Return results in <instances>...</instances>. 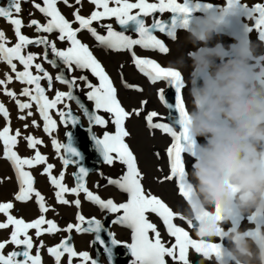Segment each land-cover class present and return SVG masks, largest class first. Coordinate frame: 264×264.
Segmentation results:
<instances>
[{"label":"snow or ice","instance_id":"obj_1","mask_svg":"<svg viewBox=\"0 0 264 264\" xmlns=\"http://www.w3.org/2000/svg\"><path fill=\"white\" fill-rule=\"evenodd\" d=\"M22 2H30L31 8L42 14L41 19L34 18V12L30 9L28 12V21L25 23L21 17ZM95 5L94 11L87 17L80 14V7L74 8L73 19H67L57 7L58 0H10L7 6H0V18H3L12 26L13 36L9 38L3 29H0V64L6 66L5 70L0 71V89L3 95L9 97L15 104L20 121H27L33 117L32 108L36 106V111L42 118L43 130L50 136L57 128V121L52 118L50 110L55 109L61 122L65 126H77L80 123V117L73 113L71 102H75L90 125L107 128L111 123L115 127V132L105 131L102 137L95 134L92 140L95 143L96 150L103 158V162L113 165L116 162L125 166L123 173L118 178H107V184L116 186L121 191L127 193L126 202L117 203L111 198H102L99 194H94L86 186V177L89 175L81 161L82 153L72 144V133L68 132V142L61 143L53 137L51 143L59 154L62 152L67 155H60L62 160V170L58 176L52 174L55 165L48 163V157L43 155L38 145L44 143L43 140L28 134L22 135L21 129L15 130L11 127V117L6 105L0 101V119L5 124L0 127V146H2L3 158L11 161L19 184V191L15 195V200L27 202L36 198L38 210L41 215L32 222H25L22 218H17L11 214L14 207L12 202L0 203V214L5 216L4 221H0V230L11 228L9 236L0 240V264H42V258L37 252L33 255L31 250L34 247L33 237L29 235V230L34 229L35 236L39 237L44 233L55 234L62 231L53 221L45 218L50 208L45 203V197L34 188V178L32 173L26 169L34 168L38 165H46L42 174L49 177L51 185L57 191L55 198L58 203L69 204L65 198L66 193L79 197L83 193L88 201L99 206L101 210L112 214H120L112 221L114 224L126 225L132 230V243L125 244L134 258L132 264H168L165 257L170 258L172 264H193L189 252L193 255L198 254L204 258H211L218 253L219 244L207 243L202 239H195L197 234V223L189 220L182 211L174 210L157 196L146 191L142 183L144 176L137 165V158L125 142L129 132L125 128V121L130 114L140 115L143 107L134 109L132 113L127 111L117 98V89L113 85L112 79L105 71L101 62L97 59L89 46L78 39V33L87 30L99 45L116 51H129L135 67L142 73L152 85L163 83L164 87L157 89V98L168 109H174L178 117L174 123L179 125L181 130L178 132L172 123L168 122L166 117L171 113H160L157 110L146 111V125L153 129L168 134L174 142L166 149V154L170 160V173L165 177L167 180L177 179L179 182V192L183 198L187 197L186 192V171L183 155L191 152V140L187 136L186 129L181 124L182 117L187 109L182 97L184 80L182 74L175 71L172 67L162 66L161 63L146 55L138 54L135 49L139 47L144 50H152L158 53L167 54L170 49L164 39L158 38L154 32L163 33L173 41L176 39V30L187 25L193 12L211 7V3H201L200 0H137L132 3L129 0H89ZM110 2L114 7H110ZM67 7H73L70 0H63ZM75 5L82 7V0H74ZM235 4L240 15L255 21V29L259 37L264 39V0L255 3L254 6H248L241 3V0H230ZM102 9V10H101ZM133 9L138 12L132 14ZM170 12L172 16L169 19H162L157 13ZM115 18L122 28H128L134 25V31L138 38L125 34L123 31H116L112 24H103L100 27L106 30V34H101L93 27V22L104 19ZM152 17L150 23H146L145 18ZM78 25L73 27V25ZM34 29L36 35L29 36L25 34L23 28ZM249 28V31H252ZM57 33L55 39H49L48 35ZM15 43H12V41ZM57 41L67 42L66 48H59ZM11 44V46H9ZM29 46L42 47V53L26 51ZM50 55L54 57L50 59ZM43 59L51 67L58 69L59 74L53 76L43 66L37 63L38 59ZM17 63L23 67L18 70ZM35 69L36 74L33 73ZM79 70L81 73L88 71L98 80V84L93 83L88 75H66ZM19 82L22 87L17 93L10 89L9 84ZM66 85L69 91H59L54 93V98L50 99L46 94L53 89V81ZM41 81H46V86ZM83 83L84 95L87 101H91L94 110H90L82 100L75 95V91L80 89ZM126 87H135L137 91H143L138 86L128 85ZM171 93L174 102L170 103L166 96ZM24 97L26 99H21ZM146 105L147 101H142ZM58 105H64L58 108ZM27 110V111H26ZM108 114L107 118L100 113ZM29 123L22 124L24 129L29 128ZM32 127H39L36 119L31 120ZM91 131V128H89ZM23 139L26 148L34 150V155L22 157L18 152L20 139ZM158 155V153H157ZM70 165H77L78 171L72 173L75 177V186L68 187L65 183L66 170ZM103 175V173H101ZM100 188V184L95 185ZM72 203L77 208L80 207V199H75ZM155 214L160 220L168 241L162 238L157 225L149 220L148 214ZM202 224V218H197ZM76 224H69L63 231L94 234L93 244L100 246L106 253V258L111 260L113 257V247L122 242L115 238L111 231L107 232L109 240L102 236L104 224L101 220L92 217L86 218L79 214L76 217ZM179 220L184 226H178L175 222ZM47 225V228L42 227ZM186 228L188 230H186ZM195 230V231H193ZM190 231L193 233L190 235ZM152 236H149V233ZM198 237H201L198 235ZM71 237L66 236L51 247L47 248L48 254L53 258L54 264H61L62 258L67 257L64 264H73V258H80L81 264H101L95 258H92L88 252H77L71 244ZM110 241V242H109ZM8 244L15 246L14 250L8 254L4 249ZM40 248L44 247L43 241H40ZM199 264V261L196 262Z\"/></svg>","mask_w":264,"mask_h":264},{"label":"clouds","instance_id":"obj_2","mask_svg":"<svg viewBox=\"0 0 264 264\" xmlns=\"http://www.w3.org/2000/svg\"><path fill=\"white\" fill-rule=\"evenodd\" d=\"M211 5L180 28L191 47L170 61L189 98L185 214L218 241L215 264H264V39L230 0Z\"/></svg>","mask_w":264,"mask_h":264},{"label":"bare ground","instance_id":"obj_3","mask_svg":"<svg viewBox=\"0 0 264 264\" xmlns=\"http://www.w3.org/2000/svg\"><path fill=\"white\" fill-rule=\"evenodd\" d=\"M152 1L156 2V0H152ZM9 2H10V0H0V6H7V4ZM37 2H39V1L37 0ZM58 2H60L59 4L61 5L62 9L64 10V12L66 14V17L70 21L73 19L72 13L74 11V8H76V7H80V14L85 16V17L89 16L92 11L96 10L95 9V5L91 4L89 2V0H82V7L80 5H75L74 0H70V3L73 4V7H71V8L65 6L64 3H63V0H59ZM129 2L135 3V2H137V0H129ZM200 2L201 3H212V4L215 5V4H224L226 2V0H200ZM258 2H261V0H241V3L247 4L250 7L254 6V4L258 3ZM109 6L110 7H114L116 5H114L113 3L110 2ZM30 9L34 12V18L43 19L41 13H39L37 10L31 8V3L30 2H22V12H21L20 15L24 19L25 23H27V21L29 19L28 12H29ZM136 12H138V9H133L132 10V14H135ZM156 15L159 16L162 19H169L170 20V18L172 16V13L164 12L162 14L161 13H157ZM2 19L3 18H0V29H3L6 32V35L9 38H11L13 36L12 27H11V25L6 23ZM151 19H152V17H146L145 18L146 23H150ZM244 22H246L249 25V27L253 29L251 31V36H252L253 40H256L258 38V36H259V33L254 27L255 21L251 20V19H249L247 17H244ZM103 24H112L113 28L116 31H123V32H125V34L132 35L134 38H138L137 34L134 31V27H135L134 25L129 26L128 28H122L118 24V22L116 21V19L114 17L110 18V19H104V20H101V21H98V22H93L92 26L95 27L97 29V31L100 32L101 34H106V30L104 28L100 27V25H103ZM22 31L25 34L29 35L30 37L36 35V33L34 32V29H30V28L25 27V28H23ZM154 34L157 35L158 38H161V39L165 40V43L167 44V46L170 49L169 53L162 54V53H158V52L152 51V50H144L142 52V50L139 47H137L135 49V51L138 54L146 55L149 58H153V59L157 60V62L161 63L162 66L168 67V66H170V61L173 60L179 54L178 50H177L178 46L184 45V39H185L186 33L184 31L180 30V28H178L176 30V38L178 37V40L175 39L174 41L171 38L166 37L163 33L154 32ZM42 35H48L49 39H55L56 36H57V33L54 32L52 34H42ZM78 39H80L82 41V43L87 44L89 46V48L92 49V51L95 53V55H97L99 61L106 68L109 77L113 81V85L117 89V98L119 99V101L122 104V106L127 111H129L130 113H132V111L134 109L143 107V111L140 112V115L130 114V116L126 119L125 128L129 132V136L125 138V142L128 143L133 148L134 152H136V154H137V158H138V161H139V166L138 167H139V169L141 170V172H142V174L144 176V179H143L142 183L144 185L145 190L146 191H150L151 194H153L155 196H157L159 191H160L162 197H164V198H168V197L172 198L173 197V198L177 199L176 196H180L179 187L177 186V181L175 179L166 180L165 179V177L167 175V169L165 167L166 164L164 162L163 163L161 162V165H160V163L158 162V159H161V155H165L164 154V150L170 146L168 144H167V146H165V144H166L165 142L170 143V137L167 134L162 135L160 133H157L156 130H153V129L149 128L146 125L145 114H144L146 111H151V110H157L158 112H160L162 114L171 113V115L167 116L166 119H167L168 122H170L173 125H175L174 121L178 117V113H176L174 109H168L166 107L161 106L160 103L157 100V89L160 88V87H164V84L163 83H158L156 85H152L150 82H148L146 80V78L142 77L139 74L138 69L133 65V63L129 59V55H128L129 51H116V50L108 49L107 47L101 46V45L98 44V42L95 41V39L91 36V34L87 30H85L82 33H80V35L78 36ZM225 40L227 41L228 37H225ZM12 43H15V41L13 40ZM9 46H11V44ZM57 46L59 48L63 49V48H66L68 46V43L67 42L57 41ZM184 46L186 48H190L191 47L190 44L184 45ZM26 51H31V52H34V53H42L43 48L42 47H36V46H29L26 49ZM49 58L53 59L54 57H52L50 55ZM36 62L37 63H42L44 68L50 74H52V75H58L59 74L58 69L51 67L42 58L38 59ZM17 67H18V70H23V67L21 65H19L18 63H17ZM5 68H6V66L4 64H0V71L5 70ZM87 73H88L87 71H84L83 73H81L79 70H77L75 73H72V74L65 73V74L66 75H81V74L88 75L89 79L92 80L93 83L98 84V80L95 77H93L91 74H89V73L87 74ZM183 80H184V88L182 89V95L184 96L185 103H186L187 107H189V98H188V94H187L186 76L185 75L183 77ZM124 82H127L128 85L138 86V87L142 88L143 91L142 92L141 91H137L135 87H126ZM41 83H42V85L46 86V81H41ZM8 87L10 89L16 90L17 93H19L22 85L19 82H15V80H14V82L9 84ZM57 90H59V91H69L70 89L66 85H63L61 83H56V84H53V89L51 91H47L46 94L49 96L50 99H53L54 98V93ZM85 91L86 90L83 89V83L81 82L80 89H77L74 94L77 95L82 100V102H84L85 105L87 107H89L90 110H94L93 103L91 101H87L86 96L84 95ZM168 96H169L168 97L169 100H171V99L173 100V96H172L171 93H169ZM21 99L23 100V99H26V98L21 97ZM0 101H2L7 106V108L16 107L14 102L9 97H7L6 95H3L2 89H0ZM142 101H147V104L142 106L141 103H140ZM74 106H76V108H78V106L75 104V102H71L72 110H73ZM57 107L58 108H63L64 105H58ZM74 111L75 110H73V113L75 115H77L75 113L77 110L75 112ZM79 111L82 113V110L79 109ZM32 112L34 114L33 117H29V119L27 121H20L19 120L18 124L20 123V126H18V128L21 129L22 135L31 134V135L35 136L36 138L41 139V140L44 141V143L42 145H38L37 147L39 148L40 152L43 155L48 157V163H51V164L55 165V169L52 171V174H56L59 171V165H58V162H57L58 161V156H60L63 153V150H62V152L58 154L56 152L55 148L52 146L51 141H52L53 137H55L61 143H67L68 142L67 133L71 132L72 133V141H71L72 144L75 147L78 148V146H79L78 143L79 144L81 143L79 148L80 147L81 148H85V144H86V140L85 139H88L89 137L92 138L93 134H95V135H97L99 137H102L103 133L105 131H108V132L114 134L113 126H112L111 123L108 124L107 128H102L100 126H96L97 128H99V130H100V132H102V134H100V133L98 134L97 132L93 131L92 129L95 126L94 125H90L88 121H85V120L83 121L82 119H80V123L77 126H71V125L65 126L61 122L59 116L57 115L56 110L53 109V110H50V114L52 115V118L57 121V128L53 131L52 135L50 136L48 133H46L43 130L44 122H43L42 118L39 116V114L37 113L35 105H33ZM100 114L104 115L106 118L108 116V114L103 113V112H101ZM79 116L81 118V115H79ZM33 118L37 120L38 124L40 125L39 127H32L31 126V120ZM25 122L29 123V125H30L28 129H24L22 127V124L25 123ZM70 127H71V129H70ZM89 128H91V131H89ZM64 133H65V135H64ZM20 140H21V146H22V153H24L27 157L34 155V150H32V149L29 150L28 148H26L25 141L22 138ZM88 141H89V139H88ZM201 141H202V138H201ZM91 144H93V143H91ZM86 147H87V145H86ZM0 150L2 151V149H0ZM95 150L96 149H94V151ZM91 151H93V150H91ZM95 153L96 152H94V154ZM157 153H158V155H157ZM63 154H66V153H63ZM84 156H86V155H84ZM97 159H98V161L100 160L99 157H97ZM85 160H87V159H85ZM94 162H95V160H94ZM99 163L101 164V162H99ZM96 164H97V162H96ZM192 164H193V161L189 163V167H188L189 170H191ZM82 165H83V163H82ZM115 165L119 169V171L121 173H123L124 165L120 164L119 162H116ZM44 166L46 167V165H44ZM87 167H89V166H87ZM38 168H39V166H38ZM91 168H93V167H91ZM76 170L78 171V169H76ZM88 170H90V168H88ZM93 170L95 171L94 168H93ZM94 171L89 173V175L86 177V178H88L90 180V184H96L98 179H99V178L97 179L96 175L94 174ZM30 172L32 173V176L34 177V180H35L34 188L36 190L40 191V189L44 190L46 188L51 187L49 184H45L44 185V184H41V183L38 186H36L35 183H36V179L38 178V176L36 175V170L33 168L32 170H30ZM74 172H75V168H74V171H73V166H72L71 170L65 174L64 183L70 188L73 187L72 178L74 179V176L72 175V173H74ZM105 173H106V171H105ZM47 177H45V178H47ZM107 177H108V175H107ZM0 178H2V180H3L4 175H1ZM6 178H8V177H6ZM47 182H49V179H48ZM101 186H102V184H101ZM14 192H16V191L14 190ZM11 194H13V193H11ZM7 196L9 198V189H4V188L0 187V203ZM53 197H52V194H51L49 199H47L46 205L49 206L50 210L47 213H45L44 215H45V218L48 219V220H57V221L61 222L62 219H64V216L65 215H70V213H69V211H64V210H68L67 208H61V206H63L64 204L56 202L55 194L53 195ZM66 197H67V193L65 194V198ZM159 197H161V196H159ZM165 200H167V199H165ZM179 200L180 199H178V201ZM168 201H169V199H168ZM165 202H167V201H165ZM180 203H183V202H180ZM83 205H84V203L82 202L81 208L83 207ZM174 208L175 207H173V209ZM74 209L76 210L77 208L74 207ZM78 209H80V208H78ZM60 210H62V211H60ZM22 212L25 213V214H26V212H28V214L31 215V216H35V214H36L35 211H34L33 204L31 202L25 204L24 206H22ZM182 212H185V211L182 210ZM20 214H21V212H20ZM38 214L41 215V213H38ZM148 217H149V215H148ZM25 218L29 219L28 217H25ZM149 219L151 220V218H149ZM1 220L2 221L5 220V216L3 214L0 215V221ZM158 221H160V220H158ZM108 223H110V222H108ZM159 223H161V222H159ZM180 224L181 223H179V225ZM182 225H184V224H182ZM3 232H4V230H3ZM6 232L7 231H5V233ZM115 233L118 234V232H115ZM161 233H163V232H161ZM0 234H1V230H0ZM7 236H8V234H7ZM7 236H3V237H7ZM46 237H48V236H46ZM49 237H51V236H49ZM1 239H2V237H1ZM43 239L44 238H39L38 239V241H37V246L38 247H39L40 241H43ZM71 241H72V243L74 242V244H75V241H76L75 246L78 247V248L84 247L85 248L84 251L88 252L91 257H95L96 256L93 253V251L91 250V248H90L89 241H88L87 237L76 238L75 239L74 236H71ZM124 242L126 243V241H124ZM210 243H211V241H210ZM44 244H45V242H44ZM92 244H93V242H92ZM121 244H123V243H121ZM45 245L47 246V244H45ZM93 247H94V245H93ZM113 248H116V247L113 246ZM93 249H95V247ZM96 250H97V246H96ZM98 250H100V249H98ZM36 252H38V251H36ZM96 253H98V252H96ZM99 255H101V253H99ZM122 256H120V257H122ZM127 256H129V254ZM98 257H100V256H98ZM103 257H106V256H103ZM191 258H192L193 264H196L197 261H199V264H207L206 262H207L208 258L205 259V258H203L201 256H197V255H193ZM211 259H213V258H211ZM99 260H100V258H99ZM122 260H124V259L122 258ZM131 261H132V259H131ZM212 261H214V260H212ZM113 262H114V260H112L111 264H113ZM53 263H54L53 259H50V264H53ZM106 263H108V262H106ZM114 264H116V263H114ZM168 264H169V261H168Z\"/></svg>","mask_w":264,"mask_h":264},{"label":"rangeland","instance_id":"obj_4","mask_svg":"<svg viewBox=\"0 0 264 264\" xmlns=\"http://www.w3.org/2000/svg\"><path fill=\"white\" fill-rule=\"evenodd\" d=\"M39 2L41 1V0H38ZM59 1V0H58ZM149 2H153L152 0H150ZM178 2H180V3H183V0H178ZM60 2H58V4H57V7L59 8V10L61 11V13L66 17V14H65V12H64V10L62 9V7H61V5L59 4ZM67 18V17H66ZM68 19V18H67ZM3 21H5L4 19H2ZM42 21H43V19H41ZM6 22V21H5ZM7 23V22H6ZM78 25H76V24H74L73 25V27H77ZM12 27V26H11ZM23 30V29H22ZM83 32V31H82ZM82 32H79L78 33V36L80 35V33H82ZM90 49V48H89ZM91 51H92V49H90ZM93 52V51H92ZM93 55H95V53L93 52ZM128 55H129V59L131 60V62L133 63V60H132V57H131V54H130V52H128ZM96 57H97V55H95ZM97 59H98V57H97ZM99 60V59H98ZM102 64V63H101ZM133 65H134V63H133ZM102 66L104 67V65L102 64ZM135 66V65H134ZM104 69H105V71L107 72V70H106V68L104 67ZM33 71V73L34 74H36V72H34L35 71V69H33L32 70ZM88 72V71H87ZM138 72H139V70H138ZM89 74H91L90 72H88ZM87 73V74H88ZM139 74L142 76V77H144V78H146L142 73H140L139 72ZM53 76H55V75H53ZM183 77H184V75H182ZM146 80L148 81V82H150L147 78H146ZM56 83H59L58 81H53V84H56ZM169 96L167 95L166 96V98L169 100V98H168ZM182 97H183V100H184V103H185V99H184V96L182 95ZM157 100H158V98H157ZM158 102L160 103V105L162 106V103L158 100ZM169 102L170 103H172V102H174L172 99L171 100H169ZM141 103V102H140ZM122 105V104H121ZM142 105V104H141ZM143 106V105H142ZM185 106H186V109H188V107H187V105H186V103H185ZM7 107V106H6ZM163 107H165V106H163ZM8 110H9V113H10V117H11V127H12V129L13 130H15V129H17L18 128V126H20V123L18 124V122H19V119H17V115H18V111H17V108L16 107H13V108H8ZM73 110H77L75 113L79 116V115H81V118L80 119H82L83 121L85 120V121H88L86 118L87 117H85L80 111H79V109L78 108H76V106H74L73 107ZM79 112V113H78ZM80 117V116H79ZM85 119H84V118ZM5 124V121L3 120V119H0V127H2L3 125ZM113 126V130H114V132H115V127H114V125H112ZM174 126V128L179 132L180 130H181V128H180V126L179 125H177V124H175V125H173ZM96 127V126H95ZM95 127H93V131H95V132H97L98 134L100 133V134H102V132H100V130H99V128H95ZM177 127V128H176ZM70 129H71V127H70ZM157 131V133H160V134H162V135H164V133H162L161 131H159V130H156ZM64 135H65V133H64ZM168 135V134H167ZM169 136V135H168ZM170 137V136H169ZM88 139H89V141H88ZM88 139H85L86 140V144H85V148H79V146H80V144L78 143V149H79V151L82 153V155H83V160H82V162L81 163H83V165H84V167L85 168H90V170H88V172L89 173H91V172H93L94 170H93V168L95 169V171H94V174L96 175V177H97V179H98V181H97V183L98 184H102V186L100 187V188H95V185L97 184H90V180L88 179V178H86V186L89 188V190H91V191H93V193L94 194H99L102 198H105V199H107V198H111V199H113L115 202H117V203H120V202H126L127 201V199H128V195H127V193H125V192H123V191H121L120 189H118L116 186H113V185H109V184H107V178H109V177H111V178H118L122 173L119 171V169L116 167V165H115V163L113 164V165H108V164H105L102 160H103V158H102V156L100 155V153L97 151V150H95L94 151V149H96L95 148V143L93 142V140H92V138L91 137H89ZM174 142V140H173V138L172 137H170V143H167V142H165L164 144H165V146H167V144L168 145H170L171 146V144ZM91 143H93V144H91ZM128 144V143H127ZM86 145H87V147H86ZM129 145V144H128ZM129 147H130V149L132 150V152L134 153V155L136 156V158H137V154H136V152H134V150H133V148L129 145ZM0 149H2V146L0 147ZM89 149V150H88ZM167 149V148H166ZM166 149L164 150V154L165 155H161V159H158V162L160 163V165H161V162L163 163H165L166 164V169H167V175H169V173H170V160H169V157L167 156V154H166ZM18 152H19V154L22 156V157H27L24 153H22V146H21V140H20V143H19V145H18ZM30 150V149H29ZM83 150V151H82ZM91 150H93L94 152H96L95 154H94V152L93 151H91ZM87 152V153H86ZM0 153H2V151L0 150ZM63 154V153H62ZM63 155H67V154H63ZM84 155H86V156H84ZM90 155V156H89ZM183 155V158H184V162H185V171L187 172V171H190L189 170V163L190 162H194V160H193V156L191 155V153L190 152H186V153H184V154H182ZM58 156V155H57ZM96 156V157H95ZM88 157V158H87ZM97 157H99L100 158V160L98 161V159H97ZM91 158V159H90ZM94 158V159H93ZM85 159H87V160H85ZM93 159V160H92ZM92 160V161H91ZM94 160H95V162H94ZM97 160V161H96ZM61 161V162H60ZM190 161V162H189ZM10 162V163H9ZM58 165H59V171L57 172L58 174H59V172L62 170V160L60 159V156H58ZM91 162V163H90ZM96 162H97V164H96ZM99 162H101V164L99 163ZM86 163V164H85ZM100 164V165H99ZM95 165V166H94ZM98 165V166H97ZM137 165L139 166V161H138V158H137ZM4 166V167H3ZM38 166H39V168H38ZM37 167H34V169L36 170V175L38 176V178L36 179V183H35V185L36 186H38L40 183L41 184H49L51 187H49V188H46V189H44V190H41L40 189V193L45 197V203L47 202V199H49V197H50V195L52 194V197H53V195L55 194V192L57 191V189L53 186V185H51V183H50V180H49V182H47L48 181V179H49V177H47V175L46 174H42L43 173V170H44V168H45V166L44 165H38ZM72 166H73V171H74V168H75V172H77V170L76 169H78V166L76 165H71V166H69L68 168H67V170H66V173L67 172H69L70 170H71V168H72ZM87 166H89V167H87ZM93 167V168H91V167ZM11 167V168H10ZM104 167V168H103ZM10 168V169H9ZM12 169V170H11ZM33 168H31V169H26V170H28V171H30V170H32ZM55 169V167L53 168V170ZM124 169H125V166H124ZM41 170V171H40ZM52 170V171H53ZM92 170V171H91ZM105 171H106V173H105ZM14 173V174H13ZM40 173V174H39ZM53 174V175H57L58 176V174ZM100 173V174H99ZM101 173H103V177L101 176ZM120 174V175H119ZM1 175H4V178H3V180H2V178H0V187H2V188H4V189H9V198H8V196L7 197H5L4 198V200L1 202V203H3V202H12L13 204H14V207L11 209V214L13 215V216H15V217H17V218H22L25 222H32L33 220H35L36 218H38L40 215L38 214V213H40L39 212V210H38V205H37V203L35 202V197L33 196V198L31 199V200H29V201H27V202H20V201H16L15 200V195L18 193V191H19V185H18V180H16L17 179V177H16V174H15V170H14V168H13V166H12V164H11V161H9V160H5L4 158H3V156H2V154H0V176ZM45 175V176H44ZM107 175H108V177H107ZM166 175V176H167ZM99 176V177H98ZM6 177H8V178H6ZM43 179H42V178ZM45 177H47V178H45ZM6 178V179H5ZM10 178V179H9ZM34 178V177H33ZM104 178V179H103ZM173 179H175V178H173ZM46 180V181H45ZM72 180H73V187L75 186V177H74V179L72 178ZM167 180V179H166ZM176 181H177V186L179 187V182H178V180L177 179H175ZM34 182H35V180H34ZM106 182V183H105ZM15 183V184H14ZM91 187V188H90ZM14 190L16 191V192H14ZM13 191V192H12ZM11 193H13V194H11ZM13 196V197H12ZM159 196H161L162 197V195H161V193H160V191H159V193H158V195H157V197L158 198H160L162 201H167V202H165L166 204H168L169 206H171L172 208L173 207H175L174 208V210H179V211H185V208H186V202H185V199L182 197V195L180 194V196H176V198L177 199H175V198H170V197H168V198H164V197H159ZM12 197V198H11ZM54 198V197H53ZM80 199V201H81V204H82V202L84 203V205H83V207L81 208V204H80V209H78L76 206H75V204L74 203H71L72 201H74L75 199ZM182 198V199H181ZM66 199L70 202L69 204H64L63 206H61V208H67L68 210H64V211H69V213H70V215H65L64 216V219H62V221L61 222H59V221H57V220H53L58 226H59V228L60 229H62V231H60V232H57V233H55V234H48V233H44L43 235H41V236H39V237H37V236H35V231L36 230H34V229H31V230H29V235H31L32 237H33V242L35 243L34 245V247H33V249L31 250V252H32V254L33 255H36L37 254V252L36 251H38V252H40L39 254H40V256H41V258H42V264H50V259H53L49 254H48V252H47V248L48 247H51V246H53V245H56V244H58L61 240H62V238H64V237H66V236H74L75 237V239L76 238H84V237H87V239H88V241H89V245H90V248H91V250L93 251V253L96 255L95 257H92V258H95V259H97V260H99V258H100V262H101V264H111L112 263V260H114V262H113V264L114 263H116V264H132V261H131V259L133 260L134 258L131 256V254H130V251L128 250V248L127 247H125L124 245L125 244H131L132 243V230L129 228V227H127L126 225H120V224H114V223H111L114 219H115V216H117V214H112V213H108L107 211H104V210H101L100 208H99V206H97V205H95L94 203H92V202H90V201H88L87 199H86V197H85V195L83 194V193H81L80 194V196L79 197H76V196H74V195H72V194H70V193H67V197H66ZM165 199H167V200H165ZM168 199H169V201H168ZM178 199H180L179 201H178ZM171 200V201H170ZM184 200V201H183ZM32 203L33 204V207H34V211H35V216H31V215H29L28 214V212H26V214L25 213H23L22 212V206H24L25 204H27V203ZM56 202H57V200H56ZM180 202H183V203H180ZM58 203V202H57ZM176 205H175V204ZM183 204V205H182ZM178 206V207H177ZM182 206V207H181ZM74 207L75 208H77L76 210L74 209ZM177 207V208H176ZM180 207V208H179ZM184 208V209H183ZM15 209V210H14ZM18 210V211H17ZM60 211H62V210H60ZM16 212V213H15ZM20 212H21V214H20ZM185 213V212H184ZM17 214V215H16ZM79 214H82V215H84L86 218H92V217H95V218H97V219H99V220H101L102 221V223L104 224V231L102 232V236H103V238H105L106 240H108L109 239V237L107 236V232L108 231H111L112 233H114L115 234V238L119 241H121L123 244H120V245H117V246H114V247H116V248H113V256L114 257H112V259L111 260H109V259H106V257H103V256H106V253H104L103 252V249L102 248H100V246H98V245H96V244H92V242H93V240H94V234H92V233H79V232H76L75 230H73L72 232H70V233H68V232H65V231H63V229H65L69 224H76L77 223V220H76V217H77V215H79ZM1 215V214H0ZM22 215V216H21ZM118 215H120V214H118ZM149 215V217L148 218H151V220L150 221H152L153 223L155 222L156 223V225H157V227L159 228V230H160V232H163V233H161V235H162V238L166 241H168L169 240V237L167 236V235H165L166 233H164L165 231V229L163 228V226H162V224L161 223H159L160 221H158L159 219H158V217L155 215V214H152V213H149L148 214ZM91 216V217H90ZM152 216V217H151ZM25 217H28L29 219H27V218H25ZM114 217V218H113ZM157 217V218H156ZM109 218V219H108ZM2 221V220H1ZM4 221V220H3ZM158 221V222H157ZM59 222V223H58ZM108 222H110V223H108ZM176 223H177V225H179V223H181L179 226H181L182 224H183V222H181V221H175ZM107 225V226H106ZM114 225V226H113ZM111 226V227H110ZM182 226H184V225H182ZM42 227H44V228H47V225L45 224V225H43ZM107 227V228H106ZM186 230H187V228H186ZM5 231H7L6 233H5ZM12 231V229L11 228H9V229H4V232H3V230H1V234H0V240H3L4 238H7L8 236H9V234H10V232ZM118 232V234L117 233H115V232ZM195 231V230H194ZM3 232V233H2ZM4 234V235H3ZM7 234H8V236H7ZM61 234V235H60ZM129 234V235H128ZM193 233L190 231V235H192ZM7 236V237H3V236ZM53 235V236H52ZM106 235V236H105ZM122 235V236H121ZM46 236H48V237H46ZM49 236H51V237H49ZM149 236L151 237L152 236V233L150 232L149 233ZM198 235H196V237L195 236H193V238H195V239H202L204 242H207V243H210V241L209 240H205V239H203V238H201V237H197ZM1 237H2V239H1ZM46 237V238H45ZM60 237V238H59ZM168 237V238H167ZM37 238V239H36ZM39 238H44L43 239V243L45 242V244H47V246L44 244V248H40V247H38L37 246V241H38V239ZM56 238V239H55ZM36 239V240H35ZM128 241H127V240ZM45 240V241H44ZM124 241H126V243L124 242ZM52 242V243H51ZM71 242V244L74 246V248H75V250L77 251V252H84V250H85V248L84 247H80V248H78V247H76L75 246V244H76V241H75V244H74V242L72 243V241H70ZM110 242V241H109ZM130 242V243H129ZM216 242H218V241H211V243H216ZM92 245V246H91ZM93 245H94V247H95V249H93L94 247H93ZM12 246V247H11ZM46 246V247H45ZM96 246H97V250H96ZM14 245H11V244H8V246H6L5 247V249L3 250L4 251V253L5 254H8L9 252H11V251H13L14 250ZM113 247V246H112ZM124 248V249H123ZM98 249H100V250H98ZM117 249V250H116ZM126 249V250H125ZM6 250V251H5ZM116 251V252H115ZM127 251V252H126ZM129 251V252H128ZM96 252H98V253H96ZM121 252V253H120ZM99 253H101V255H99ZM103 253V254H102ZM116 253V254H115ZM118 253V254H117ZM120 254V255H119ZM129 254V256H127ZM189 256H190V259L192 260V256H193V254H192V251L190 250V252H189ZM192 254V255H191ZM116 255V256H115ZM118 255V256H117ZM123 255V256H122ZM125 255V256H124ZM197 256H199L198 254H196ZM98 256H100V257H98ZM120 256H122V257H120ZM125 257V258H124ZM132 257V258H131ZM202 257V256H201ZM66 256L64 257V258H62V261H61V264H64V261L66 260ZM114 258V259H113ZM122 258L124 259V260H122ZM204 258V257H203ZM211 258H213V259H211ZM210 259L208 258H205V259H207V264H209L210 262V264H215V260H214V255H213V257H211ZM105 259V260H104ZM165 259H166V261H169V264H172V261L170 260V258H168V257H165ZM168 259V260H167ZM212 260H214V261H212ZM110 261V262H109ZM106 262H108V263H106ZM120 262V263H119ZM214 262V263H213ZM54 264V263H53ZM73 264H81V260H80V258H73Z\"/></svg>","mask_w":264,"mask_h":264}]
</instances>
